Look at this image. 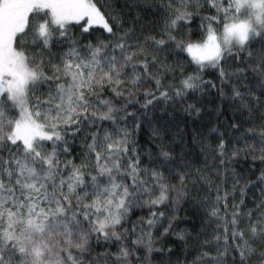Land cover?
Returning <instances> with one entry per match:
<instances>
[{"label":"snow or ice","instance_id":"snow-or-ice-1","mask_svg":"<svg viewBox=\"0 0 264 264\" xmlns=\"http://www.w3.org/2000/svg\"><path fill=\"white\" fill-rule=\"evenodd\" d=\"M125 7L0 0V264H264V0Z\"/></svg>","mask_w":264,"mask_h":264},{"label":"trees","instance_id":"trees-1","mask_svg":"<svg viewBox=\"0 0 264 264\" xmlns=\"http://www.w3.org/2000/svg\"><path fill=\"white\" fill-rule=\"evenodd\" d=\"M130 2H139L141 4L143 3H160L161 0H113V3L116 8H123L126 12L128 9L125 7L127 3ZM136 9H133L129 15L135 16L136 14ZM198 23V21H197ZM208 77L206 76L205 79ZM197 99H199V103L196 104L197 107H202V114L200 117H196L195 113L192 114V116H188L186 113H177L175 120L173 122V128L172 131L179 132L181 130H184L186 132V140L189 143V147L191 149L190 155L192 156L193 160L199 162L202 161L203 157L200 156L199 154V147L196 145L191 144V132L193 128L200 129L204 128L206 131L209 127L212 125H217L219 122V125H224L226 126L229 121L232 120V113L228 111L227 106L224 105L221 109V113L218 114L217 111L215 110L218 106H220V101L219 99H216L212 96H206L203 97L202 99L199 96V93L192 95H189L188 100L186 103H193ZM218 125V126H219ZM247 126V125H246ZM220 130L223 131L224 127H220ZM146 133L142 134L141 140L143 141L146 139ZM215 134H213L214 136ZM258 155V153H257ZM234 167L237 168L238 171L245 172L246 170L249 169H257L256 175H259L258 172V167H259V161L253 162L251 157L249 156L248 158H244L242 155L234 165ZM255 179V176L252 177ZM193 196H196L197 193L195 190H193L192 193ZM249 196H251V192L249 193ZM181 217L187 216L189 219L182 220V222L179 224L177 230L180 228H183L185 226H188L189 228L195 226L199 227L201 220L203 219V212L200 211L197 207L193 205L191 201L183 205V208L180 212ZM159 235V233H157ZM175 237H169L168 240L170 242H175ZM169 244L166 243L165 247H168ZM176 254H180V245L176 244ZM181 259H183V255L181 254L180 256ZM189 259L192 257L189 256ZM155 259H159V257H156Z\"/></svg>","mask_w":264,"mask_h":264}]
</instances>
